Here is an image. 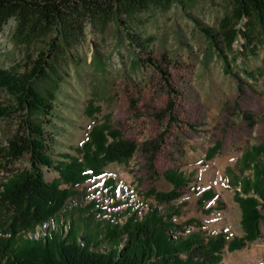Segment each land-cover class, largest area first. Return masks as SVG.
Wrapping results in <instances>:
<instances>
[{
    "label": "rangeland",
    "instance_id": "374dc122",
    "mask_svg": "<svg viewBox=\"0 0 264 264\" xmlns=\"http://www.w3.org/2000/svg\"><path fill=\"white\" fill-rule=\"evenodd\" d=\"M81 2L73 0L57 28L33 30L11 17L0 30V68L6 70L22 72L39 52H49L52 41L57 46L49 61L60 77L61 93L53 122L45 126L53 158L78 157L74 150L107 119L137 145L127 162L107 164L104 175L84 185L107 214L127 208L122 189L139 214L157 205L146 193L170 191L163 173L174 169L189 180L173 202L181 206L173 217L179 226L186 232L201 228L209 235L223 234L227 241L243 237L235 201L240 186L229 184L226 169L236 168L248 148L264 144V30L248 17L233 20L234 29L246 31L250 39L239 33L229 48L217 33L223 20L233 17L234 0H147L132 14H113L112 0ZM0 100L12 104L4 91ZM89 103L98 109L91 117ZM23 120L21 112L0 119V148L24 129ZM216 145L212 158H206ZM0 164V180L31 166L27 154L13 162L0 157ZM43 172L48 182L59 178L52 168ZM109 178L117 184L119 203L100 192ZM207 190L214 197L200 205ZM260 213L258 239L235 251L226 246L218 264H264V208Z\"/></svg>",
    "mask_w": 264,
    "mask_h": 264
},
{
    "label": "trees",
    "instance_id": "16d2710c",
    "mask_svg": "<svg viewBox=\"0 0 264 264\" xmlns=\"http://www.w3.org/2000/svg\"><path fill=\"white\" fill-rule=\"evenodd\" d=\"M146 1L112 0L110 8L113 14L121 10L132 14L144 7ZM72 3L73 0H0V30L11 17L20 18L23 27L30 26L33 30L57 28L66 21ZM234 3L233 17L224 19L217 33L229 48L239 33L249 38L246 31L234 29L233 20L248 17L252 26L264 30V0H234ZM206 33L214 40V36ZM49 47L48 53L39 52L22 72L0 68V91L12 99V104L0 100V119L15 112L23 113L24 119V129L0 148V157L13 162L27 154L31 164L30 168L11 172L8 178L0 180V264H218L226 246L235 251L258 239L260 208H264V144L248 148L236 168L226 169L232 176L229 184L240 186L235 201L242 212L245 234L241 238L227 241L223 234L209 235L201 228L186 232L174 221L181 206L173 202L189 182L174 169L163 173L172 185L170 191L150 189L146 193L165 208H159L158 203L148 205L139 214L121 188L127 208L107 214L84 185L104 175L102 169L107 164L127 162L137 145L124 139L106 119L93 126L88 139L74 150L78 157L64 154L57 160L53 158V139L45 126L55 117L61 83L56 67L49 61L57 46L52 41ZM86 110L90 117L98 111L91 103ZM217 149L218 145L206 158H212ZM152 161L153 156L149 162ZM44 167L54 169L59 178L48 182ZM249 170L252 175L246 174ZM100 192L113 203H119L114 179H107ZM213 197V192L207 190L199 198V204ZM37 228L43 233L36 237Z\"/></svg>",
    "mask_w": 264,
    "mask_h": 264
},
{
    "label": "bare ground",
    "instance_id": "6f19581e",
    "mask_svg": "<svg viewBox=\"0 0 264 264\" xmlns=\"http://www.w3.org/2000/svg\"><path fill=\"white\" fill-rule=\"evenodd\" d=\"M35 235H36V237H37V236H39L37 232H36V234H35Z\"/></svg>",
    "mask_w": 264,
    "mask_h": 264
}]
</instances>
